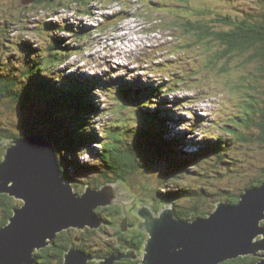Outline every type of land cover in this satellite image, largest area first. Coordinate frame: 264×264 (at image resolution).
Returning <instances> with one entry per match:
<instances>
[{
  "label": "rangeland",
  "instance_id": "1",
  "mask_svg": "<svg viewBox=\"0 0 264 264\" xmlns=\"http://www.w3.org/2000/svg\"><path fill=\"white\" fill-rule=\"evenodd\" d=\"M178 2L179 0H90L86 7L71 5V8L54 11L45 10L44 7L37 5L31 6L24 18H20L22 7L34 2L0 0V31L2 32L0 80L9 76L18 86L23 85V81H26L25 69L29 68V63L31 62V65L33 63L38 69L36 59H44L43 57L46 56V41L51 38V34L47 31L50 28L48 25L58 27L68 24L71 28L59 30L56 34L64 38L65 43L71 44V56L59 64L56 72L59 70V74L64 78L69 73L83 75L89 81L97 83L93 95L97 100L98 112L90 115V118L86 115L87 119H84L86 122L90 121L91 125L86 128L90 127L88 131L91 134L90 131H93L94 135L91 138L93 142L86 143L70 155L65 145L57 146L60 158H65V161L72 159L71 165L70 163L67 165V172L77 179L75 183L82 190H85L86 185L89 184L88 179L96 177L95 165L99 163L97 152L102 147L101 140L104 139V131L107 127L111 128L117 123L127 131L136 130L141 122L142 109L135 104L138 100H134V107L129 108L128 102L123 101L120 94L121 88L131 84H140L141 87L163 85L155 101H163L164 106L154 104V100L148 98L150 109L158 111L155 109L165 108L173 121L170 123V128L165 122H160L161 127L159 129L158 126L156 130L163 134L154 135H157L161 144L166 143V135L171 137L172 145L178 144L175 146L178 154L172 151L170 156L173 158H169L168 155L166 157L159 152H151L155 150L147 140L148 137L142 135L141 129L136 130L132 135L135 141L142 144L141 158L145 166L123 189L127 193L131 191L135 194L136 203L142 205L151 200L155 206L153 188L156 189L157 186L160 189L173 187L174 190L190 186V191L197 190L200 188L198 184H201L203 179L198 176L194 178L192 173L200 170L207 174V166H209V176L224 183L226 181L229 187L234 188L240 184V181H244L241 173H245V177H248L250 174L248 172L251 171L253 174H258L264 166L262 162L264 154L262 158L259 155L264 152V145L258 138L260 133L257 128L245 134L249 137L248 141H240L235 136L236 140L232 142L233 144L221 145L219 149L210 148L208 152L205 151L203 144L204 140L220 143L222 140L220 141L219 137H230L231 135L226 134L224 128L232 125L236 116L240 117L249 112L251 110L248 109L251 106L249 104L252 102L257 104L251 96L255 99L264 96L263 71L256 69V61L250 59V52L242 54L232 51L225 56L221 54L225 48H221L223 45L220 40L212 37L209 44L210 39L207 37V45L205 43L201 45L195 42V36L185 32L187 26L182 25L190 15L197 17L199 13L202 20H213L219 14L227 13H231L232 16H238L239 13L256 14L259 8L263 7L264 0H189L186 2L187 6L178 5ZM247 5L249 8H245ZM184 7H189L190 10L179 11ZM116 20H119L118 25H114ZM74 30H89L87 31L89 36L79 42ZM72 43H76L80 48L73 50ZM28 50L34 51L33 55L28 53ZM101 83L104 84V88H100ZM2 98H0V137L3 134L5 136L0 141L4 138H13L16 116L22 108L17 101ZM41 103L37 101L33 104L41 105ZM239 128L244 129L243 126ZM179 132L181 135L178 134ZM0 146L3 147L0 148L1 161L8 146L5 148L4 145ZM218 150L224 153L223 157L217 156ZM184 152L191 154L193 158L189 159L195 160L196 164L183 166V161L187 159L182 157ZM194 154H202L204 157L208 155V159L198 161L194 158ZM150 155L157 160L153 165L146 164V159ZM249 159L255 161V165H246L243 168L241 163L249 164ZM219 161L221 163L213 168V165L218 164ZM86 163L89 164L82 167ZM171 163L184 169L182 171L174 169ZM102 168L105 170L104 165ZM227 169L231 171L230 178ZM100 170L99 168V172ZM224 173H227V177ZM238 175L241 177H237ZM209 180L205 186L213 187L215 181L211 178ZM91 187L97 188L94 184ZM160 191L164 192V190ZM141 198L144 200L140 201ZM20 200L22 201L15 207L26 203L25 199ZM132 208L133 205L128 209L130 214ZM14 214L15 211L12 216ZM102 216L104 217L105 214L102 213ZM1 217L0 210V221ZM136 217L138 222L134 216H129L130 225L126 232L140 230L137 225L141 218L138 215ZM133 219L136 221V226L131 225ZM105 231L109 233L108 230ZM111 235L99 234L102 236L99 240H113ZM97 239L96 234L93 240ZM134 249L138 251V258L132 259H140L142 264L143 249ZM32 256L34 257V252Z\"/></svg>",
  "mask_w": 264,
  "mask_h": 264
},
{
  "label": "trees",
  "instance_id": "2",
  "mask_svg": "<svg viewBox=\"0 0 264 264\" xmlns=\"http://www.w3.org/2000/svg\"><path fill=\"white\" fill-rule=\"evenodd\" d=\"M89 1L90 0H37L28 6L22 7L20 18H24L25 13L32 8L31 6L34 7L39 5L44 7L43 9L45 10L54 11L56 9L60 10V8H71V5L86 7ZM186 2H189V0H179L178 5L187 6ZM262 6L263 7L259 8L260 10H258V13L256 14L251 13L245 15V13H239L238 16H232L231 13L219 14L213 20H202L203 18L200 16V13L197 17L190 15L189 18L184 20L182 25L185 27L187 26L185 32L188 35L195 36V42L201 45H207V37L210 39L208 42L209 44H211L212 37L216 40H220V43L223 45H221V48H225L221 54H225V56L232 51H238L242 54L250 52V59L256 61V69H258V71L262 70L264 73V4ZM188 8L189 7H184L179 11L182 9L187 10ZM245 8H249L248 5ZM88 13L90 14V12ZM118 21L119 20H116L114 25H118ZM48 26L50 28L47 31L51 34V38L46 41L47 53L46 56L43 57L44 59H36L38 60V69H36L33 63L31 65L30 62L29 68L25 69L26 81H23L24 84L19 86L16 84V81H11L9 76L2 77L0 80V98H9L13 102L17 101L26 111H30L31 108L35 109L33 103L41 101L42 107L36 108V110L42 114V117H48L52 120L55 123L56 128L52 131H48L45 127L41 126L43 124L41 120L32 119V129L27 132H41L46 134L55 140L54 142H56L57 146L58 144L62 146L65 145L67 152L70 155L73 151L80 149L86 143L93 142L91 138L94 133L93 131H90L92 134L89 133L88 130H90V127L86 128V126L91 125L89 123L90 121L86 122L84 119H87L86 115H89L90 118V115H95L98 112L96 105L97 100H95L93 95L97 83L89 81L83 75L69 73L64 78L62 74H59V70L56 72V68L60 66L59 64L63 62L64 59H68L71 56V44L65 43L66 40L58 37L56 32L59 30H67L68 28H71V26L68 24H62L58 27L54 25ZM87 31L74 30L75 36H78H76V38L79 42L89 36ZM1 33L2 32L0 31V34ZM73 46V50L80 48L76 43H74ZM28 53L33 55L34 51L31 52L28 50ZM162 87V84L147 87H141L140 84H131L121 88L122 91L120 94L122 100L128 102L127 104L129 105V108L134 107V100H138L135 104L142 109V113L140 112L141 122H139L136 130L138 131L141 129L142 135L148 137L147 140L150 141V144L152 145L151 147L155 150L151 152H159L162 156L167 157L168 155L169 158H173L170 156V153L176 151L175 146H178V144L172 145L173 142H171V137H168L167 135L165 136L166 143L161 144L157 135L161 136L163 133L161 131L158 133L156 130L158 126L160 129V122H165V125L170 128V123L173 119L170 117L169 113L165 111V108H163V110H161V108L155 109L158 111L150 109V100H154V104L164 106L163 101H155L156 98H158V94L161 92ZM100 88H104L103 83H101ZM148 98L150 100H148ZM251 98L257 102V104L252 102L254 108L252 104H249L251 105L248 107V109L251 108L249 112L244 113L242 116L240 115V117L236 116L232 125H227L225 128L223 127L225 133L231 136H228L227 138L219 137L218 139L220 141L222 140L220 143L204 140L203 144L205 151L210 148L219 149L221 148V145L232 143L236 140L235 136L240 141H248L249 137L245 134H248L253 128L258 129V132L260 133V137L258 138L264 145V96L260 99H255L252 96ZM159 111H161V116H159ZM239 126H243L244 129L239 128ZM136 130L129 129V131H127L117 125V123L116 126L111 128L107 127V130L104 131V139L101 140L102 147L97 152L99 163L98 165H95L97 172L95 173L96 177L87 180L90 185L94 184L99 188L107 182H119L123 187H127L131 183L135 174L145 166V163L141 158L140 145L142 144L135 141L132 137ZM161 130L163 129L161 128ZM156 133L157 135L155 136L154 134ZM178 134H180V132ZM3 136L5 135L3 134ZM2 137H0V139H2ZM180 137L178 139H180ZM218 151L217 156L223 157L224 153L220 150ZM175 153L178 154L177 151ZM263 154L264 152L259 154L260 158H262ZM58 157L62 164L63 177L72 182L74 187L77 188V191L81 193V191H83L82 188L78 187L75 183L77 179L68 175L67 172V165L69 163L71 165L72 159L70 158V160L65 161V158H60L59 155ZM182 157L187 158L183 161V166L196 164L195 160L189 159L191 154L184 152ZM194 158L198 161H204L208 159V155L207 157H204L202 154H194ZM146 160V164L148 165H153V163L157 162L152 155L148 156ZM249 160V164L241 163L243 168L246 165H255V161H251V159ZM74 163L76 164V162ZM220 163L221 161H219L218 164H212L213 168ZM88 164L89 163L83 164L82 167H86ZM102 165L105 166V170H103ZM171 165L174 169L176 168L180 171L184 169L179 165L175 166V163H171ZM99 168L101 169L100 172ZM230 168L233 169V167ZM208 169L209 166H207V174L200 170L196 173H192L194 178L198 176L203 179V182L198 184L200 188L197 190L193 189L190 191V186L189 188L184 186V188H180V190H174L172 189L173 187H171V189L166 187L160 189L158 186V189L157 187L156 189L153 188V199L155 201L154 208L158 209L163 203H172L175 209V215L178 218L183 220L191 218V220H193L197 217L208 216L217 208L220 201H225L226 203L233 205L239 203L242 198L241 196L245 193L246 189L264 183V166L258 174H253L251 171L248 172L250 173L249 176L245 177V173H241V175L244 176V181H240V184L236 188L232 186V188L229 187L226 184V181L224 183L221 182L222 180L214 179L211 175L209 176L208 172L210 171ZM227 170L230 178L231 171L230 169ZM224 174L227 177V173ZM241 175H238L237 177H241ZM209 178L215 181V183L212 182L213 187L205 186L207 181H210ZM81 182L85 183V181ZM246 183L247 185H245ZM186 186L188 185L186 184ZM159 189L164 190V192H161ZM149 190L151 192V189ZM133 196H135V194H133ZM142 200H144V198H141L140 201ZM21 201L22 200L17 199L8 193H0V210L2 212L0 228L9 223L8 220L14 213V207ZM145 201L147 202V200ZM139 205V203L135 202L132 208L131 216H134L136 220L137 217L134 215L133 210L136 207H139ZM97 213L101 216L102 213L105 214L104 217L102 216L104 225L101 228L87 227L84 230L69 228L58 233L51 245L35 250V264H65V254L73 245L94 256L96 259H105L112 254H120L131 248L142 250L147 239V234L141 229H136L135 232H131L130 230L125 232L122 230L120 224L125 218V213L120 204H113L106 206V208H99ZM131 225L136 226V221L134 219L132 220ZM262 225H264V221L262 222ZM105 230H108L109 233ZM96 234L98 239L93 240ZM99 234L102 236L105 234H112L111 237H113V240H99L100 237H102L99 236ZM259 260V257L251 254L226 260L222 264H254ZM96 261L97 260L94 259L89 263L96 264ZM115 264H141V260L123 258L116 260Z\"/></svg>",
  "mask_w": 264,
  "mask_h": 264
},
{
  "label": "water",
  "instance_id": "3",
  "mask_svg": "<svg viewBox=\"0 0 264 264\" xmlns=\"http://www.w3.org/2000/svg\"><path fill=\"white\" fill-rule=\"evenodd\" d=\"M35 2L37 0H27ZM35 109L21 108L13 127V138H4L8 146L0 161V193H9L26 203L14 207L10 222L0 228V264H34L35 249L51 245L59 232L69 228H98L103 217L101 206L120 204L125 218L120 226L129 228V207L135 198L119 182L101 187L86 185L82 193L63 177L55 140L41 132L28 133L32 119L42 121L48 131L55 123ZM45 125V126H44ZM237 204L220 201L208 216L183 220L175 215L172 203L159 210L152 201L134 209L141 218L138 228L148 234L143 249L146 264H221L239 256L254 255L264 264V183L246 189ZM138 251L128 249L112 254L96 264H114L122 258H138ZM262 257V258H261ZM95 259L72 246L65 254V264H88Z\"/></svg>",
  "mask_w": 264,
  "mask_h": 264
},
{
  "label": "clouds",
  "instance_id": "4",
  "mask_svg": "<svg viewBox=\"0 0 264 264\" xmlns=\"http://www.w3.org/2000/svg\"><path fill=\"white\" fill-rule=\"evenodd\" d=\"M74 186V185H73ZM75 189H76V187H75ZM76 191H77V189H76ZM78 192V191H77ZM83 191H81V193H82ZM153 208H154V206H153ZM161 208V205H160V207L158 208V209H156V208H154L155 210H159ZM133 212L135 213V211L133 210ZM136 214V213H135ZM137 215V214H136ZM103 225V224H102ZM101 225V226H102ZM99 228V227H98ZM146 233V232H145ZM147 234V233H146ZM148 235V234H147ZM126 252V251H125ZM88 254V253H87ZM94 257V256H93ZM123 259V258H122ZM94 259H92V260H90V261H93ZM95 260H97L96 262H98L99 260H104V259H96L95 258ZM89 261V262H90ZM116 262V261H115ZM115 262H114V264H115ZM89 264V263H88Z\"/></svg>",
  "mask_w": 264,
  "mask_h": 264
},
{
  "label": "flooded vegetation",
  "instance_id": "5",
  "mask_svg": "<svg viewBox=\"0 0 264 264\" xmlns=\"http://www.w3.org/2000/svg\"><path fill=\"white\" fill-rule=\"evenodd\" d=\"M0 147H2V146H0ZM5 147H6V146H4V148H5ZM2 148H3V147H2ZM2 148H1V149H2ZM89 264H90V263H89Z\"/></svg>",
  "mask_w": 264,
  "mask_h": 264
},
{
  "label": "bare ground",
  "instance_id": "6",
  "mask_svg": "<svg viewBox=\"0 0 264 264\" xmlns=\"http://www.w3.org/2000/svg\"><path fill=\"white\" fill-rule=\"evenodd\" d=\"M27 1V0H26ZM153 204V203H152ZM120 263V262H119ZM143 264H146V263H143Z\"/></svg>",
  "mask_w": 264,
  "mask_h": 264
}]
</instances>
